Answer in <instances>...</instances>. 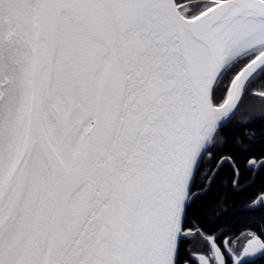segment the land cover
<instances>
[{
  "label": "snow or ice",
  "instance_id": "1",
  "mask_svg": "<svg viewBox=\"0 0 264 264\" xmlns=\"http://www.w3.org/2000/svg\"><path fill=\"white\" fill-rule=\"evenodd\" d=\"M258 77L264 0H0V264H264V229L201 223L224 165L244 189L234 119L264 170Z\"/></svg>",
  "mask_w": 264,
  "mask_h": 264
},
{
  "label": "trees",
  "instance_id": "2",
  "mask_svg": "<svg viewBox=\"0 0 264 264\" xmlns=\"http://www.w3.org/2000/svg\"><path fill=\"white\" fill-rule=\"evenodd\" d=\"M227 81H225L226 83ZM223 84L221 85V89ZM237 134H231V137ZM233 143L231 142V145ZM242 157V155H241ZM224 175L217 178L213 190L206 198L209 207L215 206V202L219 201L224 204L226 211L219 218L214 216L211 211H206L202 216L201 223L208 230L217 228H229L233 231H241L243 229H264V213L263 211H247L245 203L249 201L255 193L259 191V187L263 184L251 185L243 189V191L233 190L229 181L231 179L230 171L224 170Z\"/></svg>",
  "mask_w": 264,
  "mask_h": 264
},
{
  "label": "flooded vegetation",
  "instance_id": "3",
  "mask_svg": "<svg viewBox=\"0 0 264 264\" xmlns=\"http://www.w3.org/2000/svg\"><path fill=\"white\" fill-rule=\"evenodd\" d=\"M253 91H264V78L258 77L252 83L248 86V94L245 95L243 104L241 105L240 112L237 114V119L243 117V116H252L254 117L249 124H247V128L249 130H254L257 136V142L255 144V150L257 153L264 150V100H261L257 95L251 94ZM243 129L236 126V120L234 119L231 122V125L224 129V135L227 137L231 136V134H239L242 132ZM232 153L236 156V159L238 161V164L241 168V184L244 186V188L249 187L251 185H258L263 184L264 182V170H262L258 175H256L254 182L252 181V173H250L247 170V167L245 165V157L246 153L240 151L234 144L231 145V140L229 138V143L225 146V153L228 154ZM242 155V157H241ZM230 171L231 169L229 165H224L222 170L220 171L219 178L224 175V170ZM264 186H261L259 188H262ZM260 190V189H259ZM264 213V211H263ZM217 229H211V230H219ZM225 232H227L230 236H239L242 232L248 229H243L241 231H233L229 228H222ZM252 231L259 232L260 229H250ZM188 244L192 245V251L199 253L201 251V242L199 241V238H196V241L193 242L192 240L188 241L186 244V247Z\"/></svg>",
  "mask_w": 264,
  "mask_h": 264
}]
</instances>
